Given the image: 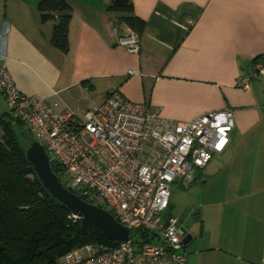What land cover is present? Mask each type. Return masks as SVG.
I'll return each instance as SVG.
<instances>
[{
    "label": "crops",
    "instance_id": "0c3cea01",
    "mask_svg": "<svg viewBox=\"0 0 264 264\" xmlns=\"http://www.w3.org/2000/svg\"><path fill=\"white\" fill-rule=\"evenodd\" d=\"M39 1L0 0V53L24 94L58 102V110L69 108L80 118L117 90L172 120L233 110L230 142L214 161L225 191L213 203L218 214L203 210L198 235L176 250L186 253L187 264H264V74L246 89L237 86L264 63V0H131L145 21L138 53L118 43L129 26L108 11L111 0H68L69 50L62 52L51 43L59 14L43 22ZM130 69L138 72L130 75ZM8 110L0 89V113ZM165 217L178 228L183 222ZM146 233L147 242L165 244ZM141 235L135 236L140 244L147 239Z\"/></svg>",
    "mask_w": 264,
    "mask_h": 264
},
{
    "label": "built area",
    "instance_id": "2783aa9c",
    "mask_svg": "<svg viewBox=\"0 0 264 264\" xmlns=\"http://www.w3.org/2000/svg\"><path fill=\"white\" fill-rule=\"evenodd\" d=\"M118 43L129 52L140 51L139 34L126 27ZM138 72L130 69V75ZM264 63H256L237 86L246 89ZM0 89L11 111L43 144L51 163L62 171L60 181L86 201L107 209L127 226L129 240L114 248L86 245L64 254L58 264H187L178 252L182 244L178 226L164 213L170 207V187L178 180L187 186L230 142L235 126L230 108L202 114L185 122L167 119L146 102H131L117 90L95 110L80 118L73 110H58L59 103L21 92L0 53ZM223 141V143H221ZM72 220L79 219L69 214ZM143 229L165 244L138 243L132 232ZM178 237L173 243L172 236ZM83 249L92 251L89 256Z\"/></svg>",
    "mask_w": 264,
    "mask_h": 264
},
{
    "label": "trees",
    "instance_id": "16d2710c",
    "mask_svg": "<svg viewBox=\"0 0 264 264\" xmlns=\"http://www.w3.org/2000/svg\"><path fill=\"white\" fill-rule=\"evenodd\" d=\"M38 10L43 22L59 14L51 43L67 52L71 4L68 0H40ZM108 11L119 23L128 25L139 36L142 34L145 21L134 14L131 0H111ZM10 115L9 111L0 113V264H58L64 254L76 248L118 246L119 243L105 236L96 226L82 229L80 218L75 221L68 218L71 212L48 193L28 161L27 147L19 142L9 122ZM13 116L15 123L24 126ZM23 137H31V142L35 140L29 130ZM52 166L57 175L62 171L57 162ZM134 231L136 237L142 234L141 237L149 241L146 230ZM136 237L132 232V238Z\"/></svg>",
    "mask_w": 264,
    "mask_h": 264
},
{
    "label": "water",
    "instance_id": "95a60500",
    "mask_svg": "<svg viewBox=\"0 0 264 264\" xmlns=\"http://www.w3.org/2000/svg\"><path fill=\"white\" fill-rule=\"evenodd\" d=\"M28 161L48 193L64 205L72 214L80 218L81 228L94 225L105 236L117 243L129 240L130 229L119 223L105 208L86 201L80 194L71 191L53 170L50 156L43 144L33 140L25 149ZM181 243L186 246L193 236L183 225L179 226Z\"/></svg>",
    "mask_w": 264,
    "mask_h": 264
},
{
    "label": "rangeland",
    "instance_id": "374dc122",
    "mask_svg": "<svg viewBox=\"0 0 264 264\" xmlns=\"http://www.w3.org/2000/svg\"><path fill=\"white\" fill-rule=\"evenodd\" d=\"M8 111L11 114L9 116L11 119L9 122L12 124V127H14V130L19 138V142L23 146L27 147L31 143V137H28L29 139H24L23 135L28 130L22 124L18 125L17 122L15 123V119L13 118L14 113L12 114L10 110ZM6 120L7 119H5V121ZM216 158L217 155H213L211 161L207 165L208 167L206 169L203 168L201 170L202 172L200 177L190 185L183 186L180 184L178 186V183L175 182L171 186L170 191L172 193V207L164 213V216L168 215L169 213L171 216L182 218L183 222L181 225H183L191 233H197L196 235H198V231L200 230V227L198 229V225H201V216L203 214V210H205V213L217 215V207L219 205H215L213 203L224 199L225 191L223 180L220 178V175L214 176L213 173L215 166L214 161ZM135 236V231H133V237ZM197 244L198 243L196 242L194 246ZM190 246H187V248Z\"/></svg>",
    "mask_w": 264,
    "mask_h": 264
},
{
    "label": "clouds",
    "instance_id": "9594fccd",
    "mask_svg": "<svg viewBox=\"0 0 264 264\" xmlns=\"http://www.w3.org/2000/svg\"><path fill=\"white\" fill-rule=\"evenodd\" d=\"M172 239H173V243H175L177 240H178V237H176V236H172Z\"/></svg>",
    "mask_w": 264,
    "mask_h": 264
},
{
    "label": "snow or ice",
    "instance_id": "6c2138e0",
    "mask_svg": "<svg viewBox=\"0 0 264 264\" xmlns=\"http://www.w3.org/2000/svg\"><path fill=\"white\" fill-rule=\"evenodd\" d=\"M221 143H223V141Z\"/></svg>",
    "mask_w": 264,
    "mask_h": 264
}]
</instances>
